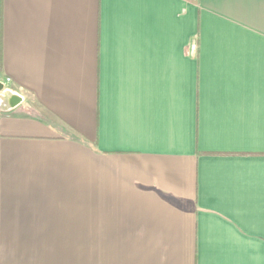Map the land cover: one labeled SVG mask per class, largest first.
Returning <instances> with one entry per match:
<instances>
[{
  "label": "crops",
  "instance_id": "1",
  "mask_svg": "<svg viewBox=\"0 0 264 264\" xmlns=\"http://www.w3.org/2000/svg\"><path fill=\"white\" fill-rule=\"evenodd\" d=\"M0 81V264H264V0H0Z\"/></svg>",
  "mask_w": 264,
  "mask_h": 264
},
{
  "label": "water",
  "instance_id": "2",
  "mask_svg": "<svg viewBox=\"0 0 264 264\" xmlns=\"http://www.w3.org/2000/svg\"><path fill=\"white\" fill-rule=\"evenodd\" d=\"M3 87H4L3 82L0 81V91L3 90ZM9 99H12V104H16L19 101V97L16 95H10Z\"/></svg>",
  "mask_w": 264,
  "mask_h": 264
},
{
  "label": "built area",
  "instance_id": "3",
  "mask_svg": "<svg viewBox=\"0 0 264 264\" xmlns=\"http://www.w3.org/2000/svg\"><path fill=\"white\" fill-rule=\"evenodd\" d=\"M9 80H10V79H9V78H7V79H6L4 82L6 83V82H8ZM4 82H3V83H4Z\"/></svg>",
  "mask_w": 264,
  "mask_h": 264
}]
</instances>
